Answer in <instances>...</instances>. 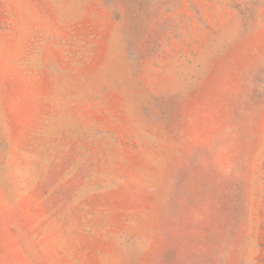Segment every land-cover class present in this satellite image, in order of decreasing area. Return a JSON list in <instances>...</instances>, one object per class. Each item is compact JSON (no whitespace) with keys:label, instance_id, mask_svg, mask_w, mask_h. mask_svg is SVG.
<instances>
[{"label":"rangeland","instance_id":"374dc122","mask_svg":"<svg viewBox=\"0 0 264 264\" xmlns=\"http://www.w3.org/2000/svg\"><path fill=\"white\" fill-rule=\"evenodd\" d=\"M0 264H264V0H0Z\"/></svg>","mask_w":264,"mask_h":264}]
</instances>
